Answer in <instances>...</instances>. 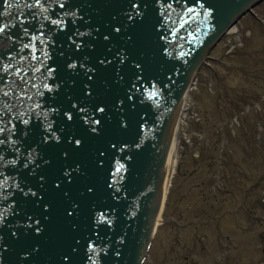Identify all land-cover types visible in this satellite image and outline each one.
<instances>
[{"label":"water","instance_id":"95a60500","mask_svg":"<svg viewBox=\"0 0 264 264\" xmlns=\"http://www.w3.org/2000/svg\"><path fill=\"white\" fill-rule=\"evenodd\" d=\"M253 1L0 0V87L32 96L27 124L0 96V264H139L190 80Z\"/></svg>","mask_w":264,"mask_h":264},{"label":"rangeland","instance_id":"374dc122","mask_svg":"<svg viewBox=\"0 0 264 264\" xmlns=\"http://www.w3.org/2000/svg\"><path fill=\"white\" fill-rule=\"evenodd\" d=\"M256 13L260 18L259 21L247 16L235 28L237 30L235 37L240 44L238 48L250 45L257 33L264 32V22L261 21L264 20V3L257 8ZM231 37L227 36L223 39L218 47L219 50L211 54L216 61L205 63L197 76L194 92L189 96L187 107H192L193 111L191 109V113L187 112L184 116V129L191 146L185 147L182 140L179 143L177 165L181 169L173 178V186L165 204L166 210L164 208L165 215L167 212L172 218L180 217L182 224L187 226L180 234L182 246L185 249L200 251L205 257L191 256L189 260H186L188 257L184 253L179 254L182 252L176 247L179 227L171 222L159 227L147 264H172L167 262L168 259H174L173 264L196 262L198 264H214V262L216 264H264V250L260 242L261 235H264V187L253 188L251 193L243 192L244 189L251 188L248 185H252L255 174H250L251 179L243 182L236 189L240 182L237 178L241 176L227 167L229 173L225 194L211 193V188L207 185V181L210 180V175L207 173L210 170L209 159L216 160L219 157L224 160V150L234 149L236 155L232 154L233 162L240 164L248 161L247 153H250L247 155L255 153L258 165L261 160L264 161V151L253 152L251 147L245 144V138L240 137L234 144L230 142L235 139L237 131H242L250 137L253 132L252 126L255 124L260 133L259 136L264 138L263 111L260 110L243 119L240 114H232L235 110L234 104L228 102L239 92H246L245 99L250 98L254 91V88L245 83L242 78L243 74L254 70L250 57L239 55V59L236 60L238 63L227 62L226 68L219 64L227 55L226 45L231 41ZM259 47L258 44L257 48ZM239 50L242 49H237ZM262 55H264V49L254 57L258 58ZM232 59H235L234 55ZM243 62H247L248 65L243 66ZM209 69L218 72L217 75L223 79L222 84L213 79ZM223 88L230 89V93L226 94ZM197 96H201L200 103L196 102ZM239 107L245 109L241 105ZM221 118L223 123L220 121ZM187 160L188 162L182 167L181 162ZM217 185L218 182H214L215 188ZM259 200L261 205L258 207L250 204L252 201ZM195 219L197 223L202 220L210 222L203 228H197L193 224L190 225ZM200 235L202 240L193 245L194 237ZM175 248L177 253L174 251ZM222 254L226 256H221Z\"/></svg>","mask_w":264,"mask_h":264},{"label":"snow or ice","instance_id":"6c2138e0","mask_svg":"<svg viewBox=\"0 0 264 264\" xmlns=\"http://www.w3.org/2000/svg\"><path fill=\"white\" fill-rule=\"evenodd\" d=\"M56 2L59 3V0H56ZM35 4L39 5L40 0H35ZM60 6L63 7L62 4ZM133 7L135 8L137 6L133 5ZM53 23H57V22L53 21ZM6 27H7L6 25H0V35H2L5 32ZM117 31H119V29H117ZM25 47H27V45H25ZM70 67H74V65H70ZM5 68H10V66L3 65L2 62H0V71H3ZM21 72H22V69H17L16 75L20 77V81L25 84V87L23 89H18L15 87L16 82L13 81L12 84H10L7 87V89L5 87H0V96H4V97L12 96L14 92L19 91L20 95L15 96V100H17L19 103L15 104V105L9 104V105H7V107L9 109L18 108L19 110L16 112V116L19 117L23 121V123L27 124L28 120L24 119L25 108L27 107L30 109L31 105L26 104L25 101H31L32 96L28 94V90H27L28 81L25 78L26 74L21 75ZM89 79H91V76H89ZM32 86L35 87L34 84ZM90 94L91 93H89V95ZM4 107H5V105H4L3 101H0V132H3L5 130L4 126H3L4 125ZM73 107H75V105H73ZM79 111L81 113H84L85 108L81 107V108H79ZM96 111L103 112L104 109L102 107H99ZM64 115L66 116L67 120H69V121H71L73 119V116L70 112H65ZM9 123H10V121H9ZM50 123L51 122H49V126H50ZM85 123L90 124V131L96 132V126L100 124V121L95 119L94 116H89V117H87V119H85ZM42 139H43V142L47 143L49 137H48V135H44ZM71 142L72 141L69 140V143H71ZM80 143H81L80 140H76L75 146L78 147L80 145ZM32 195H35V193H33ZM37 223H39V222L37 221ZM36 231L38 233L40 231V229L37 228Z\"/></svg>","mask_w":264,"mask_h":264},{"label":"bare ground","instance_id":"6f19581e","mask_svg":"<svg viewBox=\"0 0 264 264\" xmlns=\"http://www.w3.org/2000/svg\"><path fill=\"white\" fill-rule=\"evenodd\" d=\"M253 7L254 6H251L250 9H252ZM250 9L248 10V12L246 11V13H249ZM240 18L238 16V19L236 20V22ZM235 23L230 22L231 25H229L228 27L229 28L233 27L235 25ZM187 99L186 100L184 99L183 102L181 103L179 116H178L176 123H175L174 133H173V137H172V141H171V146H170V150H169V156H168V161H167V166H166V171H165V186H164V191H163V196H162L163 205H164V201H165L167 194H168V189H169V184H170V176L173 174V172L175 171V167H176L179 137H180V127L183 123L185 113L188 112L187 108H186V104L188 102ZM161 214H162V208L159 212V216H158L157 221H156L155 229L161 223ZM156 215H157V212H156ZM156 215H155V217H156ZM155 217H154V219H155ZM154 219H153V221H154Z\"/></svg>","mask_w":264,"mask_h":264}]
</instances>
